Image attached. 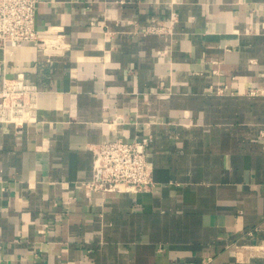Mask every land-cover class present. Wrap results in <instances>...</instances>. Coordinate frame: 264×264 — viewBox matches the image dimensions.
<instances>
[{
    "label": "crops",
    "instance_id": "1",
    "mask_svg": "<svg viewBox=\"0 0 264 264\" xmlns=\"http://www.w3.org/2000/svg\"><path fill=\"white\" fill-rule=\"evenodd\" d=\"M36 24L69 46L0 48L42 90L0 122V264H264V0H40ZM146 135L152 189L85 191L98 142Z\"/></svg>",
    "mask_w": 264,
    "mask_h": 264
},
{
    "label": "built area",
    "instance_id": "2",
    "mask_svg": "<svg viewBox=\"0 0 264 264\" xmlns=\"http://www.w3.org/2000/svg\"><path fill=\"white\" fill-rule=\"evenodd\" d=\"M40 0H0V48L4 56L11 42L36 41L45 53L63 52L69 44L62 34L57 37H43L36 24V9ZM152 32H164V24L150 25ZM4 62L6 59L4 57ZM222 90V89H221ZM38 84L27 81L23 73L7 75L0 72V122H24L37 116L41 93ZM252 90L251 92H255ZM259 135L264 139V122ZM150 135L141 138H104L93 147L94 168L97 175L84 180L87 193L138 192L150 190L155 185L153 165L149 158Z\"/></svg>",
    "mask_w": 264,
    "mask_h": 264
}]
</instances>
